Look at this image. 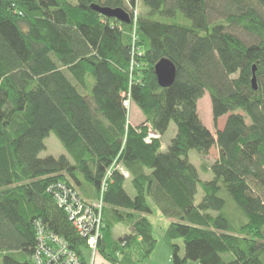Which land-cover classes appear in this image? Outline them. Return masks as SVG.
Returning a JSON list of instances; mask_svg holds the SVG:
<instances>
[{
  "label": "trees",
  "instance_id": "16d2710c",
  "mask_svg": "<svg viewBox=\"0 0 264 264\" xmlns=\"http://www.w3.org/2000/svg\"><path fill=\"white\" fill-rule=\"evenodd\" d=\"M163 57L177 67L169 87ZM207 91L216 136L198 112ZM51 133L66 152L41 156ZM214 147L204 179L190 152ZM63 188L102 202V264L149 257L153 214L172 264H264V0H0V264H37L59 243L88 259Z\"/></svg>",
  "mask_w": 264,
  "mask_h": 264
},
{
  "label": "rangeland",
  "instance_id": "374dc122",
  "mask_svg": "<svg viewBox=\"0 0 264 264\" xmlns=\"http://www.w3.org/2000/svg\"><path fill=\"white\" fill-rule=\"evenodd\" d=\"M234 31L238 34H240L243 38L248 40V35L242 30V29H235ZM198 112L199 115L204 122V124L211 129L213 134H216V128L214 127V121H213V115H212V103H211V97L208 93V91L205 93V95L199 100L198 103ZM143 114L139 110V108L134 105L131 108V119L132 123H140L143 119ZM226 120V116H223L218 120V128H222L224 126V122ZM176 126L174 123L171 124L169 130L166 132L164 136V142L168 145L171 142L172 137L175 135ZM151 135L153 137H157L156 132H151ZM216 136V135H215ZM47 143V149H45L41 156H47V155H54L59 156L66 152L65 148L61 144L60 140L57 138V136L54 133H51V135L46 139ZM219 155V150L217 147H214L210 151L209 157H202L198 152L195 150H192L190 152V158L191 160L196 163L198 166L202 178L206 179L208 178V174L206 171L203 170L202 167V160L207 161L208 163H211L215 158H217ZM129 190L131 193H135L133 186L131 182H129ZM150 218L153 220L154 225V236L157 239V244L151 255L147 258H145L143 261L139 262L138 264H172V250L169 244L164 239L165 236V228L167 227L168 223L166 221V218H164L161 215H149ZM129 230L124 228L121 225H117L114 229L116 237H121L125 235ZM176 243H178L181 247L180 253L181 255H184L185 249H184V241L179 238L175 240ZM91 255L93 256L92 252ZM90 251L86 253V257L88 259H91ZM103 261L102 257L98 255V249H97V255L95 257V264H101Z\"/></svg>",
  "mask_w": 264,
  "mask_h": 264
},
{
  "label": "built area",
  "instance_id": "2783aa9c",
  "mask_svg": "<svg viewBox=\"0 0 264 264\" xmlns=\"http://www.w3.org/2000/svg\"><path fill=\"white\" fill-rule=\"evenodd\" d=\"M156 135L157 137L160 136L157 133ZM151 137L153 136L151 135ZM122 172L128 175L123 169ZM62 191L63 192L60 191V193H58L60 205L66 206L71 213V218L75 221L80 231L88 236L87 251H90V255L92 252L93 256L91 255V259L84 261L76 252L70 251L65 245L59 243L60 246L57 245L52 249L42 246V250L38 253L36 258L37 264H95L97 242L100 236L102 220V202L99 201L89 204L82 202L75 191L72 192V194H70V191L66 188H63ZM53 240L58 241L57 239ZM44 245H46V242Z\"/></svg>",
  "mask_w": 264,
  "mask_h": 264
},
{
  "label": "water",
  "instance_id": "95a60500",
  "mask_svg": "<svg viewBox=\"0 0 264 264\" xmlns=\"http://www.w3.org/2000/svg\"><path fill=\"white\" fill-rule=\"evenodd\" d=\"M92 8L99 11L105 16L108 17H115L121 22L124 23H129L130 22V14L128 11H126L123 8H110V7H105V6H100V5H92ZM155 73L157 75V79L159 84L162 87H169L171 86L177 76V67L167 57L161 58L155 65ZM256 83L255 78H254V84ZM256 87V85H255Z\"/></svg>",
  "mask_w": 264,
  "mask_h": 264
},
{
  "label": "crops",
  "instance_id": "0c3cea01",
  "mask_svg": "<svg viewBox=\"0 0 264 264\" xmlns=\"http://www.w3.org/2000/svg\"><path fill=\"white\" fill-rule=\"evenodd\" d=\"M219 120H220V118H219ZM225 122H226V120H225ZM224 122V123H225ZM218 158V157H217ZM217 158H215L214 159V161L217 159ZM210 164V163H209ZM211 175H210V173H209V177H210ZM129 182H131L129 179L127 180V182H126V189H127V191L132 195V196H134L135 195V193H131V191L129 190Z\"/></svg>",
  "mask_w": 264,
  "mask_h": 264
}]
</instances>
